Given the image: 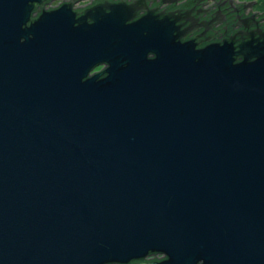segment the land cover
I'll return each mask as SVG.
<instances>
[{"label":"water","instance_id":"95a60500","mask_svg":"<svg viewBox=\"0 0 264 264\" xmlns=\"http://www.w3.org/2000/svg\"><path fill=\"white\" fill-rule=\"evenodd\" d=\"M51 1L0 0V264H264V31Z\"/></svg>","mask_w":264,"mask_h":264},{"label":"flooded vegetation","instance_id":"af4514ba","mask_svg":"<svg viewBox=\"0 0 264 264\" xmlns=\"http://www.w3.org/2000/svg\"><path fill=\"white\" fill-rule=\"evenodd\" d=\"M68 0H54L58 7ZM98 0H82L76 5L73 9L75 11L84 9ZM119 1V0H112ZM134 0H126L127 3H130ZM45 6L46 9H51L54 7H49L50 4ZM146 9L152 10L154 8L157 11L165 10H180V11H189L193 15L197 11L201 13L200 20L204 22L211 21L215 13H218L212 21V26L209 35L211 36L212 42H219L224 39L225 35H229L243 27L238 25L236 17H240V21L251 19L253 22L257 23L259 29L264 31V5L261 8L258 5V1L254 0H145ZM145 14V11H140L139 16ZM255 25H250V28H254ZM237 29V30H236ZM200 29L191 33L187 39H191L195 36H199ZM152 57V55H149ZM105 69L104 65L96 67L90 75L99 73ZM163 259L159 255L156 257H147V261L150 260H161ZM136 261H131L130 264H135Z\"/></svg>","mask_w":264,"mask_h":264},{"label":"rangeland","instance_id":"374dc122","mask_svg":"<svg viewBox=\"0 0 264 264\" xmlns=\"http://www.w3.org/2000/svg\"><path fill=\"white\" fill-rule=\"evenodd\" d=\"M254 1H258V5H260L261 8L263 7L264 0H254ZM55 6H57L56 2H53L52 4L49 5V7H55ZM155 256H157V255H155ZM159 256L162 257V255H159ZM151 257H154V256H151Z\"/></svg>","mask_w":264,"mask_h":264},{"label":"trees","instance_id":"16d2710c","mask_svg":"<svg viewBox=\"0 0 264 264\" xmlns=\"http://www.w3.org/2000/svg\"><path fill=\"white\" fill-rule=\"evenodd\" d=\"M154 258V257H153Z\"/></svg>","mask_w":264,"mask_h":264}]
</instances>
